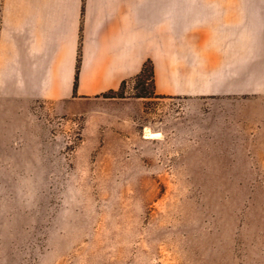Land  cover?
Wrapping results in <instances>:
<instances>
[{"label": "rangeland", "instance_id": "374dc122", "mask_svg": "<svg viewBox=\"0 0 264 264\" xmlns=\"http://www.w3.org/2000/svg\"><path fill=\"white\" fill-rule=\"evenodd\" d=\"M16 4L0 0V264H264V94L160 98L147 73L116 97H21Z\"/></svg>", "mask_w": 264, "mask_h": 264}, {"label": "crops", "instance_id": "0c3cea01", "mask_svg": "<svg viewBox=\"0 0 264 264\" xmlns=\"http://www.w3.org/2000/svg\"><path fill=\"white\" fill-rule=\"evenodd\" d=\"M10 34L11 88L27 99L99 98L148 60L160 98L264 94V0H18Z\"/></svg>", "mask_w": 264, "mask_h": 264}, {"label": "trees", "instance_id": "16d2710c", "mask_svg": "<svg viewBox=\"0 0 264 264\" xmlns=\"http://www.w3.org/2000/svg\"><path fill=\"white\" fill-rule=\"evenodd\" d=\"M80 62H81V48L79 49V56H78V64H77V71L79 70L80 67ZM148 73V77L146 79H149L152 82V86L154 88V93L156 94L155 91V74H154V63L152 60H148L146 61L142 71L140 74H138L136 77H144L146 74ZM77 80H78V73L76 75V82H75V86H77ZM126 86V83L124 82L122 87L117 90V91H111L109 93L104 94V96H111V97H116V96H120L119 92L122 91ZM143 96V95H141Z\"/></svg>", "mask_w": 264, "mask_h": 264}, {"label": "bare ground", "instance_id": "6f19581e", "mask_svg": "<svg viewBox=\"0 0 264 264\" xmlns=\"http://www.w3.org/2000/svg\"><path fill=\"white\" fill-rule=\"evenodd\" d=\"M160 135L159 132L152 133L151 137H158Z\"/></svg>", "mask_w": 264, "mask_h": 264}]
</instances>
